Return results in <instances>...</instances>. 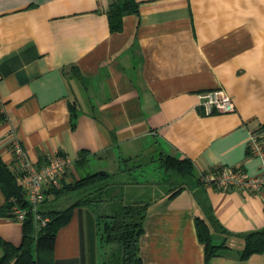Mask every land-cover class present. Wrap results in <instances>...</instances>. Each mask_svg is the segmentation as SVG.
<instances>
[{"label":"crops","instance_id":"0c3cea01","mask_svg":"<svg viewBox=\"0 0 264 264\" xmlns=\"http://www.w3.org/2000/svg\"><path fill=\"white\" fill-rule=\"evenodd\" d=\"M110 2L0 0V155L8 167L17 164L15 142L37 166L64 152L73 166L63 181L72 182L94 160L117 171L150 139L190 158L201 179L232 167L258 174L261 158L248 141L252 131L264 138V0H137L139 13L126 15L120 32L110 30ZM218 87L236 110L206 114L198 93ZM202 182L151 205L145 264H206L197 216L214 215L234 235L264 228V189ZM71 194L52 193L40 209L72 203ZM5 201L0 188V207ZM97 229L96 213L76 207L58 230L54 264H100ZM22 237L23 222L0 216V239L19 246ZM229 244L210 264H264V253L240 257V237Z\"/></svg>","mask_w":264,"mask_h":264},{"label":"trees","instance_id":"16d2710c","mask_svg":"<svg viewBox=\"0 0 264 264\" xmlns=\"http://www.w3.org/2000/svg\"><path fill=\"white\" fill-rule=\"evenodd\" d=\"M138 13L137 0H111L107 12L110 30L122 31L124 17ZM77 112L78 109L74 106L73 116ZM133 158L121 157L117 171H90L72 182L63 181L59 188H52L55 199L63 194L76 191L81 193L72 203L62 207L40 209V214L49 217V221L39 227L23 189L16 182L15 174L0 155V188L6 197L5 203L0 207V216H12V207L15 204L29 209L23 221L21 244L16 246L0 239L3 248L0 264H54V248L59 228L70 220L76 207L84 206L96 213L101 250L100 264H145L140 252V240L145 232V220L151 205L158 198L167 197L171 200L185 189L199 188L203 182L190 158H180L162 150L154 160L155 169L149 170L159 172L155 182L168 184L166 192L157 198H132L128 192L130 185L155 183H151L150 178L144 181L133 179L132 171L138 167L141 173L149 172L146 168L143 170V164L133 165ZM87 161L88 152L81 151L76 165L80 167ZM145 164L148 166V163ZM199 194H195L197 199ZM50 200L51 198L45 202ZM208 219L201 216L195 219L198 238L205 250L206 264H210V260L222 250L229 248V239L235 236L243 240V248L240 250L242 259L253 253H264V228L234 235L223 226H217L214 215L211 214ZM215 231L223 235L221 240L215 238Z\"/></svg>","mask_w":264,"mask_h":264},{"label":"built area","instance_id":"2783aa9c","mask_svg":"<svg viewBox=\"0 0 264 264\" xmlns=\"http://www.w3.org/2000/svg\"><path fill=\"white\" fill-rule=\"evenodd\" d=\"M201 105L206 114L214 112L227 113L236 110L233 96L223 87L209 89L198 93ZM248 150L261 158L260 171L256 175H248L241 167L223 168L218 172L202 174V181L222 188L246 187L253 191L264 189V138L259 131H252L249 136ZM16 165L13 167L17 184L23 189L30 210L35 214L38 226L45 225L49 217H43L39 210L41 204L52 196L51 189L62 186L66 172L73 166L68 154L57 152L45 163L37 166L29 158L27 151L18 142L13 145ZM29 209L15 204L12 217L23 222Z\"/></svg>","mask_w":264,"mask_h":264},{"label":"rangeland","instance_id":"374dc122","mask_svg":"<svg viewBox=\"0 0 264 264\" xmlns=\"http://www.w3.org/2000/svg\"><path fill=\"white\" fill-rule=\"evenodd\" d=\"M163 149L161 148V145L156 141L151 142L150 139H144L141 149L138 151V153H136V155H134L133 157V161L132 164L133 165H137V164H143L145 166H143V170L146 168L149 172L144 171L143 173H141V169L140 167H138L137 169L132 171L133 174V179L135 178V180H140V181H144L147 178H150L151 183H154L156 181V178L159 174V172L157 171H150L149 169H155V165H156V161H154L160 151H162ZM148 163V166L147 164ZM106 162H99L97 160H94L88 167L89 171H97L101 168H105ZM86 171V170H85ZM144 175V176H143ZM132 179V178H131ZM168 188V184H160L155 182L154 184H148V183H144V184H132L129 186L128 188V192L130 197H142V199H150V198H157L158 196L164 194L166 192ZM79 191H76L74 193H72L71 195L73 196V200L76 199L77 197L80 196Z\"/></svg>","mask_w":264,"mask_h":264}]
</instances>
